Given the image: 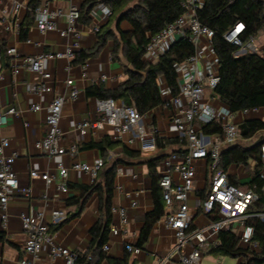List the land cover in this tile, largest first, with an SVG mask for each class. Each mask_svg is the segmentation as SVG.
Masks as SVG:
<instances>
[{
    "label": "built area",
    "instance_id": "obj_1",
    "mask_svg": "<svg viewBox=\"0 0 264 264\" xmlns=\"http://www.w3.org/2000/svg\"><path fill=\"white\" fill-rule=\"evenodd\" d=\"M30 0H8L10 9L13 13L19 12L28 6ZM97 1V0H92ZM204 0H184V13L174 22L168 24L158 34L151 38L145 48L143 60L148 63L155 62L159 56L165 53L172 44L185 34L188 35L193 46V54L185 61L175 65V71L178 81V94L171 97L170 92L164 82L160 80L161 94L164 97L165 104L162 107L169 108L170 114L168 121L173 125L177 138L185 142V149L181 153H170L162 159L158 169V185L162 191V200L165 206V215L163 222L166 227L174 230L176 244L173 253L182 251L177 264H198L202 257V250L219 245L218 235L222 231H230L233 224L240 226L239 241L241 245L256 248L252 242L253 228L249 225V220L254 215L248 212L249 207L259 200V195L255 188L242 190L236 185L229 183L227 170L220 167L222 150L235 144L239 138L237 124L234 122L235 114L230 113L221 103L218 106H212L215 98H209L207 91L214 89L219 81L217 58L214 54L212 38L213 32L203 26L196 12L203 6ZM4 1L0 0V31L4 35L11 31L18 33L17 24L12 27L6 22V9L2 8ZM33 13V27L40 33L57 32L61 38L67 39V44L62 51L40 52L31 56H22L13 48H7L6 53L12 58L13 65L10 66V74L16 77L21 69H26L31 73H36L40 77L39 83L28 84L27 90L40 95L43 92L51 90L48 81L51 74L44 67L45 62L61 60L64 61V71L69 72L71 62L75 52L80 48V10L70 3L66 10L60 7H52L50 0L35 6ZM92 16L107 21L112 16V10L109 6L102 3H96L92 8ZM62 23L63 27L58 28ZM244 24L237 22L233 28L227 31L223 38L234 45L237 50L233 53L235 58L247 55H262L263 48L257 42V38L249 37L246 40L241 39L244 31ZM97 25L91 27L93 33H97ZM28 44L30 39H26ZM37 48L41 44L34 42ZM2 53L0 51V64ZM21 61L18 66L16 61ZM88 64L81 66L82 76ZM3 74L0 70V80ZM99 80L105 82L106 75H101ZM66 86L70 88L69 99H76L79 91L73 86V80L68 79ZM65 98L57 96L52 98L44 108V122L46 127L45 136L35 141L34 147L42 155L49 159L68 156L73 158L78 152V143L83 141L90 131H100L105 127L110 129L112 139L125 144L126 146H137V150L144 154H155L158 151L157 138L158 129L149 128L144 120L147 115L141 116L132 106H125L123 102L114 99H95V111L98 116L96 120H84L76 123L75 132L77 143L68 146L62 145L63 133L60 128L61 109ZM29 111L38 112L42 108L39 104L29 106ZM258 110H245L239 112L243 116L256 113ZM18 112L8 107L4 109L0 104V226L1 229L7 227L9 220L8 204L12 197L17 194L30 196L31 188L21 187L18 176L13 169L16 161V153L5 154V149L9 146L8 139L3 137L1 130L8 123V119L17 116ZM217 123L220 127V133L217 136L203 134L200 125ZM27 125V124H25ZM259 156L262 161V167L259 171V178L264 179V142L260 145ZM210 160L212 169V179L210 189L202 202V212L213 218L206 226L191 230L188 217L187 200L189 194L193 191V181L195 178V164L197 161ZM102 161L94 162L92 167L85 163L73 162L70 167H66L62 162L56 163V173L40 174L35 170L29 173L30 178H39L45 185H50L57 180L59 184L57 189L62 193L68 192L65 183L69 169L88 173L92 180L95 179L97 172L102 168ZM123 168L116 170V175H121ZM132 174V173H130ZM173 175L177 176L175 179ZM133 176V174H132ZM118 189L120 187L117 186ZM264 196V187H262ZM136 196V195H135ZM178 203V208L172 211L173 204ZM136 205L132 201L131 206ZM112 216H117L118 225L111 226L110 234L117 236L121 229L126 225V209L123 207L111 208ZM264 220V214L257 215ZM21 228L26 234L24 242V258L19 264H36L39 255L44 247H48L49 257L52 261L60 259L64 264H84L78 262V255L71 253L68 249L56 243L53 235L50 233L51 226L59 225L65 218V210H53L50 214V222L43 221L42 214L36 216L22 212L19 215ZM190 250L184 251L185 246L191 245ZM109 246L105 243L102 251L107 252ZM125 249L132 255H138L141 249L126 245Z\"/></svg>",
    "mask_w": 264,
    "mask_h": 264
},
{
    "label": "crops",
    "instance_id": "obj_2",
    "mask_svg": "<svg viewBox=\"0 0 264 264\" xmlns=\"http://www.w3.org/2000/svg\"><path fill=\"white\" fill-rule=\"evenodd\" d=\"M3 1L4 5L2 8L6 9L7 13L6 22L12 27L15 24L19 26L28 21L29 3L35 0H30L28 6L17 13L11 11L8 0ZM37 1L42 3L45 0ZM70 3L75 4L79 8L80 16H83L91 4L90 0H50L52 7H60L63 10H66ZM91 11L92 9L89 11L88 24H84L79 20L81 32L79 50H84L87 53L93 52L97 44L96 34L91 31V27L97 25L99 28H103L109 20L101 21V19L94 18ZM57 26L58 28H62L63 24L59 23ZM120 28L123 31L130 30L128 23L125 21L120 24ZM109 29L112 34L107 39L104 47L96 55L84 62L88 64L85 76H82L81 71V66L84 63H72L70 71L66 72L63 69L64 61L54 60L45 62L44 67L51 74V78L48 81L51 90L43 92L39 96L28 91L26 87L28 84L39 83L40 77L38 74L21 69L19 74L14 78L10 74V66L13 65L14 61L7 54L1 58L0 70L3 74V79L0 80V104L4 109L12 107L18 112L17 116H12L8 119L7 125L1 130L2 136L7 138L9 142V146L5 149V154L16 153L17 158L13 169L18 176L21 187L31 188L32 193L30 196L17 194L12 197L8 204L9 220L7 227L1 229L0 226V232L3 234V238L0 239V264H19L20 260L24 258L26 234L21 228L19 218L22 212L34 216L42 214L43 221L49 223L50 214L53 210H65L66 218L59 225L51 226L50 233L53 235L56 243L68 249L71 253L81 256L87 252L92 241L90 230L100 217L97 195L93 194L88 199L83 210L78 215H76L78 212L76 206H68L67 203L69 200L79 197V187L88 186L93 182L90 175L85 172L69 169L65 181L68 192L62 193L57 189V185L59 184L57 180L47 186L39 178H30L29 173L31 170H35L40 174L48 173L49 175H53L56 173V163L58 162H62L66 167H70L73 162L85 163L89 167H92L94 162L102 161L103 156L98 147H91L90 145L100 143L105 138L119 143L116 148L107 151L109 159L123 160V164L119 165V167L123 168V173L115 177L112 206L126 209L127 222L119 235L112 236L109 232L106 242L109 249L107 252L102 251L104 258L100 264H111V262H122L124 260H127V264L178 263L182 251L173 253L176 244L175 233L174 230L165 226L163 217L153 225L147 242L140 248V254L132 255L128 253L125 246L131 245L136 247L145 216L153 209L152 182L146 161L156 156H167L173 152L179 153L184 151V145L180 142L171 143L153 155L140 153L138 158H127L122 154V145L131 151L139 152L137 146L130 147L113 140L110 129L105 127L100 131H90L86 138L78 143V152L73 158L64 155L49 159L34 147L35 141L45 136L44 108L52 98L57 96L65 98L61 109L60 128L63 133L62 145L68 146L78 142L75 132L76 123L84 120L93 121L98 118L95 111V98L86 96V90L93 86H101L105 90H114L126 80V76L123 73L124 60L121 54H118L120 61L111 60L114 41L118 39L115 23ZM259 37L260 35L257 37V40H260ZM27 38L30 39V44L26 42ZM27 38L21 40L19 34L14 31L6 35H3L0 31V42L4 47L6 49L13 47L22 56H31L40 52L62 51L68 42L67 39L61 38L57 32L40 34L33 27V24L29 27ZM34 42L40 43L41 47H35L33 45ZM262 48L261 57L264 58V41ZM15 64L19 66L21 61H16ZM103 74L107 76L105 82L99 80ZM68 79L73 80V86L79 91L77 98L74 100L69 99L70 88L66 86ZM209 92H206L207 97H209ZM209 98L211 99V97ZM33 104H39L42 110L38 112L29 111V106ZM210 104L218 106L220 103L215 99ZM169 114V108L160 107L147 114L144 120L147 127L159 130L158 138L166 141L176 140L177 138L173 125L168 121ZM234 117L236 124L253 119L264 122V108L247 116L235 113ZM261 141L264 142V130L257 132L251 139L243 140L238 138L236 143L230 147L240 146L242 148H250ZM255 166L256 162L254 159H249L245 165H230L227 168L228 181L231 179L234 185L242 190L248 189L256 174ZM158 169L159 166H157V173ZM195 171L193 191L189 194L187 200L188 217L190 224L193 226L192 230L200 229L212 220L201 209L202 202L209 192L213 174L209 160L202 159L197 161ZM173 177L177 178L175 175ZM262 181L264 187V179ZM132 201L136 202L134 207L131 206ZM177 208L178 203L175 202L172 211H175ZM261 221L264 223L263 219ZM117 225L118 218L117 216H113L111 226ZM230 231L236 237H239L240 226L233 224ZM191 248L192 244L187 245L184 251ZM48 251V247L43 248L36 264H64L60 259L52 261ZM208 251L209 249L202 250V257L198 264H241L243 262L242 257L213 256L208 254Z\"/></svg>",
    "mask_w": 264,
    "mask_h": 264
},
{
    "label": "trees",
    "instance_id": "obj_3",
    "mask_svg": "<svg viewBox=\"0 0 264 264\" xmlns=\"http://www.w3.org/2000/svg\"><path fill=\"white\" fill-rule=\"evenodd\" d=\"M33 1V0H32ZM91 4L86 9L80 21L89 23V11L96 3L109 6L112 16L103 28L96 33L97 44L93 52L84 50L75 52L71 63H84L88 58L96 55L105 45L112 32L109 27L115 23L118 39L114 41V50L111 54L112 61L123 60V73L126 80L114 90H105L101 86H93L86 90V96L98 100L114 99L123 102L125 106H132L139 115L149 114L156 108L165 104L161 94L160 80L168 88L171 97L178 94V81L175 65L185 61L194 52L187 34L176 40L172 46L153 63L143 60L145 48L151 38L158 34L168 24L174 22L185 11L184 0H90ZM40 4L37 0L29 3L28 21L19 25L18 34L21 40L27 38L29 27L33 23L32 9ZM199 22L213 32L212 45L217 58L219 81L216 87L209 92V97L221 102L230 113H239L245 110H259L264 108V58L257 54H247L238 58L233 56L237 48L228 43L223 35L237 22L244 24L241 39L257 38L264 32V0H204L203 6L197 10ZM127 22L130 30L120 28L122 22ZM2 56L7 54L6 48L0 42ZM200 131L205 135L217 136L220 127L217 123L200 125ZM239 138L251 139L255 134L264 130V122L260 120H247L237 124ZM184 141L162 140L157 138L158 150L164 149L168 144ZM119 145L114 141L103 139L100 143L92 144L102 153V168L97 172L95 179L88 186L79 187L80 195L68 201L67 205H74L78 209L76 215L83 210L88 199L96 194L99 201V220L90 230L92 241L86 253L78 256V262L84 264H100L104 258L102 246L107 242L112 224V196L114 191L116 170L122 159L112 160L108 157V150H113ZM122 154L127 158H138L140 152H134L122 145ZM260 145L250 148L234 146L221 153L220 167L227 170L230 165H245L249 159L256 162V174L249 188L254 187L259 195V200L249 207L248 212L254 215L249 220L253 228L252 242L256 248L240 244L239 238L231 231L220 232L219 245L210 248L208 254L213 256H230L243 258L241 264H264V223L257 216L264 213V196L262 195L263 181L259 178L262 161L259 156ZM183 152V151H181ZM179 152V153H181ZM164 156H156L146 165L152 182L151 193L153 209L145 216L144 224L139 232L136 247L141 248L147 242L153 225L165 215V206L162 200V191L158 185L159 166ZM210 164L211 161L209 160ZM229 183L234 184L230 179ZM213 220V218H212ZM190 229L193 226L190 224ZM3 234L0 232V239ZM111 264H127L111 262Z\"/></svg>",
    "mask_w": 264,
    "mask_h": 264
},
{
    "label": "rangeland",
    "instance_id": "obj_4",
    "mask_svg": "<svg viewBox=\"0 0 264 264\" xmlns=\"http://www.w3.org/2000/svg\"><path fill=\"white\" fill-rule=\"evenodd\" d=\"M260 40H257V42L259 43V45H261L262 47V44H263V41H264V32H261L260 33Z\"/></svg>",
    "mask_w": 264,
    "mask_h": 264
},
{
    "label": "water",
    "instance_id": "obj_5",
    "mask_svg": "<svg viewBox=\"0 0 264 264\" xmlns=\"http://www.w3.org/2000/svg\"><path fill=\"white\" fill-rule=\"evenodd\" d=\"M263 142L261 141L260 143H258L257 145H261Z\"/></svg>",
    "mask_w": 264,
    "mask_h": 264
}]
</instances>
